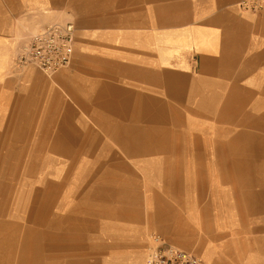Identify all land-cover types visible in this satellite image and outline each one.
Wrapping results in <instances>:
<instances>
[{"label":"crops","instance_id":"1","mask_svg":"<svg viewBox=\"0 0 264 264\" xmlns=\"http://www.w3.org/2000/svg\"><path fill=\"white\" fill-rule=\"evenodd\" d=\"M241 1L0 0V264L47 151L86 173L74 264H146L151 234L206 264H264V6ZM60 21L70 65L20 66ZM32 186L38 206L43 175Z\"/></svg>","mask_w":264,"mask_h":264},{"label":"built area","instance_id":"2","mask_svg":"<svg viewBox=\"0 0 264 264\" xmlns=\"http://www.w3.org/2000/svg\"><path fill=\"white\" fill-rule=\"evenodd\" d=\"M241 9L259 10L264 0H242ZM76 27L73 23L54 22L36 31L19 48L17 63L33 65L46 76L68 67L75 52ZM146 264H206L194 253L169 244L159 235H151Z\"/></svg>","mask_w":264,"mask_h":264},{"label":"rangeland","instance_id":"3","mask_svg":"<svg viewBox=\"0 0 264 264\" xmlns=\"http://www.w3.org/2000/svg\"><path fill=\"white\" fill-rule=\"evenodd\" d=\"M62 23H67L68 21H60ZM25 43L21 44L19 48L24 45ZM33 66V65H31ZM35 67V66H34ZM55 75V74H54ZM52 76H46V78H51ZM90 126L93 127L95 130V125L92 119H86ZM82 123H84L85 119H81ZM79 128H83V124L77 123ZM82 138L84 134L82 132ZM46 163V171L44 173H39L37 175L34 173V182L30 180V187H29V196H28V207L26 213L29 219L19 220V223L23 227H39V229H45L43 222L47 221V219H52L59 217V213L68 217V221L66 224L71 223L73 217H83L85 211V201H84V187H80L79 185L83 184V180L85 178V171H71L67 169L70 167L68 165L69 160L64 155H51L46 152L45 157ZM54 164V165H53ZM54 170H53V169ZM64 169V170H60ZM49 169V170H48ZM31 172L29 173L31 177ZM44 177V197H39L40 204L37 206V190L36 186H32V184L36 185L37 181L40 179V176ZM75 181V183H74ZM61 183L62 185H59ZM44 200V204L42 205V201ZM38 208V209H37ZM92 211V210H91ZM94 211V210H93ZM45 212V216H44ZM42 217V220H38ZM71 217V219H70ZM39 225H38V221ZM83 218L80 219L82 221ZM16 219L12 220V227L14 228V222ZM80 221L76 222V227L80 226ZM74 224V222L72 223ZM79 230V229H78ZM152 235V234H151ZM149 236V239L151 237ZM112 242V241H110ZM149 245V244H148Z\"/></svg>","mask_w":264,"mask_h":264},{"label":"bare ground","instance_id":"4","mask_svg":"<svg viewBox=\"0 0 264 264\" xmlns=\"http://www.w3.org/2000/svg\"><path fill=\"white\" fill-rule=\"evenodd\" d=\"M82 132H85V128L78 127L74 130L76 135ZM58 216L47 219V221L45 219L43 222L45 229L28 227L23 235L19 236L18 241H12V247H15V243L18 246V242L21 247L18 257L13 262L11 259V264H74L81 259L84 253L75 249L83 244L84 237L73 233L75 231L74 224H72L74 218L71 223L66 224L68 217L61 213ZM38 220H42V217ZM0 261H3L2 258Z\"/></svg>","mask_w":264,"mask_h":264}]
</instances>
